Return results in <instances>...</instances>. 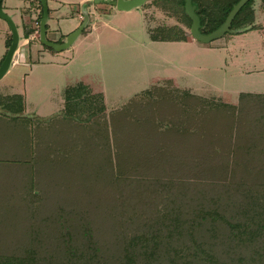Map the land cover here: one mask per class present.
I'll use <instances>...</instances> for the list:
<instances>
[{
  "label": "trees",
  "instance_id": "1",
  "mask_svg": "<svg viewBox=\"0 0 264 264\" xmlns=\"http://www.w3.org/2000/svg\"><path fill=\"white\" fill-rule=\"evenodd\" d=\"M26 1L39 10L38 28L42 7L37 0ZM238 1L191 0L200 33L219 27ZM153 4L178 14V23L148 29L151 38L184 41L191 23L184 0ZM254 5L248 0L231 21L233 32L219 39L259 28ZM259 7L264 12V0ZM33 32L26 28L24 36ZM10 42L8 34L6 48ZM160 88L151 85L109 113L100 93L89 94L66 101L59 114L44 118V133H37L35 151L29 153L44 163V188L34 173L25 210L2 218L15 238L0 244V264H220L217 254L224 241L250 249L257 243L264 264V198L245 178L264 179V161L256 163L264 159V134L250 118L239 117L248 99L264 105V95L240 93L234 105L185 90L173 96ZM0 98L17 104L13 109L0 105L11 119H31L18 115L20 95ZM220 156L225 161L218 165ZM194 175L203 176L190 183ZM205 185L215 189L209 197L201 190ZM229 208L234 209L226 217ZM49 236L53 242L41 248L38 239Z\"/></svg>",
  "mask_w": 264,
  "mask_h": 264
},
{
  "label": "rangeland",
  "instance_id": "2",
  "mask_svg": "<svg viewBox=\"0 0 264 264\" xmlns=\"http://www.w3.org/2000/svg\"><path fill=\"white\" fill-rule=\"evenodd\" d=\"M65 1L71 9L78 2ZM5 3L6 0H3L1 5L6 11ZM259 3L260 0H255V20L263 29L264 35V12L260 9ZM97 4L101 6V11L97 20L93 22V28L89 29L91 25L82 32L74 46V52H70L66 59L57 57L58 63L68 62L65 68L58 67L55 70L52 69L55 66L44 64V58L48 60L53 52L44 47V51L35 56L42 60V64H35L34 71H31L29 66L34 62L33 54L25 57L24 63L12 67V71L0 80V94L4 96L21 94L26 99L27 115H32L35 111L36 115L46 117L60 112L66 101L80 99L93 93L102 95L105 111L109 113L120 108L134 94L154 84L159 85L162 90H167L170 95L182 96V90L178 88V91L175 90L176 86L173 83L175 82L180 87L190 88L195 94L228 104H237L239 93L242 91L264 92V71H257L264 68V52L259 49L261 44L256 32L235 38V48L231 53L211 47L218 44L219 38L209 43L195 45L157 41L151 38L148 29L177 24L178 14L175 16L170 10H163L160 6L154 5L153 0H146L144 13L137 9L129 15L122 13L114 18L110 16L115 11L112 7H106L102 5L103 3ZM104 23L118 32L104 26ZM88 30L91 31L90 37L83 39ZM188 31V28H185V33L190 36ZM6 49L3 34L0 33V59ZM27 53L29 54L28 51ZM70 57H73L71 61ZM166 79L173 82L166 83ZM186 100L192 102L191 99ZM8 102L10 101L1 99L0 105L8 109H13L17 105ZM253 102L248 99V107L246 111H240L239 117L248 122L250 118L252 125L259 126V132L264 134V129L261 128V122L264 123L262 118L264 105L260 100ZM183 113L177 112L179 115ZM38 132L44 133V122L34 119L15 120L0 114V215L3 214L0 216V244L15 238V234L10 232L8 220L2 218L7 213L8 217L14 218L15 212L25 210L28 195L31 198L33 194L28 185L31 178L35 177L34 173H37L36 180L40 181L44 188L42 181L44 163L37 162L38 158L29 154L35 151ZM40 137L44 138V134ZM224 158L223 156L216 158L218 165L224 163ZM262 161L264 159L257 158L256 163L263 164ZM196 175L192 176L190 183L199 181L203 176ZM254 175L245 178L256 183L255 189L262 192L264 198V179ZM210 187L201 186L206 196L215 190ZM191 191L192 189L188 190V194ZM220 197L225 203V195ZM219 208L221 210V207ZM233 209L226 210L225 216L232 215L230 211ZM38 242L44 249L47 243L53 242V239L49 236L43 241L38 239ZM254 245L256 249H250L224 241L219 245L217 255L220 254L227 264L230 263L227 256L234 262L241 258L242 264H262L257 254L258 244ZM104 248L110 250V244L106 243ZM222 260L220 264H224Z\"/></svg>",
  "mask_w": 264,
  "mask_h": 264
},
{
  "label": "crops",
  "instance_id": "3",
  "mask_svg": "<svg viewBox=\"0 0 264 264\" xmlns=\"http://www.w3.org/2000/svg\"><path fill=\"white\" fill-rule=\"evenodd\" d=\"M2 1H1V3H2ZM93 1L94 0H78V2L75 4V7L71 9L68 6L69 4L65 3L66 2L65 0H46V4H47V8H48V17L46 20L45 36L49 37L48 38L49 41L56 42L60 38L63 41L65 39V37L70 32H72L73 30H75L79 26V24L81 22L79 14L81 13V7L83 5L85 6V9L89 14L91 13V11H95V13H96V15H94V16L93 15L89 16V27L91 25H92V27L91 28L88 27V28L92 29L93 28V22L95 20H97L98 13L101 11V6L99 4L93 3ZM107 1L108 0H101V2H99V3L100 4L103 3L102 5L110 8L111 6H109L107 4ZM5 4H6L5 5L6 11L3 8L2 9L5 13L10 15L12 20L14 21V23L17 27L18 34L20 36V40H19L17 52L15 53V55L13 57V65H11L9 67L8 71L5 73L4 76L8 75L12 71V67L16 66L19 63H24L25 57H27L28 55L31 56V54H33L32 56L34 57V60H33L34 62H32L33 64H31L29 67H30L31 71H34L33 67L35 66V64H42V60L39 59L38 57L36 58L35 56H36V54H40L41 52H43L44 46H45L42 43H40L37 39L38 28H37V23H36V17L38 16L39 10H38V8H36L35 3L31 4L29 1H26V0H6ZM112 8L115 11L110 16L115 18V17H118L119 14H122V13L127 14V15H129L130 13H134L133 11L137 10V9L141 10V12L144 13L145 6L141 5L139 7L130 9L128 11H118L114 7H112ZM26 9H28V10L30 9L29 10L30 12L25 13L24 11ZM135 13H136V11H135ZM256 24L258 25V23H256ZM104 26H107L110 29H112L113 31L118 32L115 28L107 25V23H104ZM26 28L34 29V32L29 34L28 36H24V31ZM88 31L89 32L87 33V35L85 34L83 36V39L86 37H90L89 34L91 31L90 30H88ZM249 32H256L257 37L259 39V42L261 44V46H259L260 47L259 49H261V51L264 52V35L262 33L263 29H261L260 26H259V28H256L253 30H248V31H245V32H242L239 34H232L227 38H221V39H219L220 41L218 42V44L216 43V44L212 45L211 47H216V49H224L227 52L231 53L235 48V38L244 37ZM0 33L3 34V41L5 42L6 36L8 34H10V31H9L8 25L2 19L0 20ZM81 35H82V33L77 37V39L74 41V43L71 45V47L67 50H64L61 52H55L50 48L53 52L50 55V58L48 60H46L44 58V60H43L44 64L55 66L52 68L55 70L58 69V67L59 68H65L67 66L68 62L58 63L57 57L60 56V57H64V59H66V57L69 56L68 54L70 52L73 53L74 49H75L74 46H75L76 42L80 39ZM92 40H93V38H92ZM170 42H182V43H186V44L189 43V44H194V45L200 43V42L194 40L191 36H188L187 33H186V39L184 41H170ZM27 51L29 52V54L27 53ZM5 52L3 53V55L5 54ZM35 59H36V61H35ZM72 59H73V57H70L69 61H71ZM37 66H41V65H36V67ZM55 70H54V73H55ZM261 70L264 71V68H261L257 71H261ZM3 77L0 80H2ZM171 81L173 82V80H171ZM173 83L175 84V86L177 88H179L181 90L189 91L190 93L195 94L190 90V88L180 87L175 82H173ZM240 93L264 95V92H243L242 91ZM13 95H20L22 97L21 94H13ZM196 95H198V94H196ZM1 96H4V95H1ZM7 96H10V95H7ZM202 97H204V96H202ZM238 98H239V96H238ZM26 106H27L26 105V99L23 98V110H22V113L18 114V115L21 117H30L31 119L36 117L37 119H39L38 121H42V122L44 121V118L59 114L63 108L62 107L60 112H58L56 114L43 117V116L36 115L35 111L32 115H27L26 114ZM0 108L4 111V112H0L1 115L6 116L7 118H10V119H11V117H13L12 113L10 111L4 109L1 106H0ZM6 112H8V114Z\"/></svg>",
  "mask_w": 264,
  "mask_h": 264
},
{
  "label": "water",
  "instance_id": "4",
  "mask_svg": "<svg viewBox=\"0 0 264 264\" xmlns=\"http://www.w3.org/2000/svg\"><path fill=\"white\" fill-rule=\"evenodd\" d=\"M0 0V18L6 22L8 25L10 35H11V42L6 49L5 55L0 62V79L5 75L8 71L9 67L13 65V57L17 52L20 36L17 31V27L12 20L11 16L5 13L2 9ZM41 7H42V16L39 20L38 30H37V39L40 43L45 45L46 47L51 48L55 52H61L67 50L71 47L77 37L82 33V31L86 28L87 24L89 23V13L86 11L85 6L81 7L82 13V20L79 26L70 32L65 39L61 43L49 41L46 36V20L48 17V8L46 4V0H37ZM248 0H239L235 3L231 10L228 12L227 16L225 17L224 21L221 23L219 27L211 31L207 34H202L199 31V18L195 13V7L192 5L191 0H184V13L188 16L191 20L189 33L191 37L200 42V43H209L210 41L222 37L225 33H232L233 31L230 30V24L238 12V10L247 2ZM101 2V0H94L93 3L97 4ZM146 0H108L107 4L111 7H114L118 11H128L130 9L139 7L143 5ZM0 112H4L0 108ZM8 114V112H6Z\"/></svg>",
  "mask_w": 264,
  "mask_h": 264
},
{
  "label": "built area",
  "instance_id": "5",
  "mask_svg": "<svg viewBox=\"0 0 264 264\" xmlns=\"http://www.w3.org/2000/svg\"><path fill=\"white\" fill-rule=\"evenodd\" d=\"M89 15H95V12L94 11H91V13ZM79 17H80V20H82V13L79 14Z\"/></svg>",
  "mask_w": 264,
  "mask_h": 264
},
{
  "label": "flooded vegetation",
  "instance_id": "6",
  "mask_svg": "<svg viewBox=\"0 0 264 264\" xmlns=\"http://www.w3.org/2000/svg\"><path fill=\"white\" fill-rule=\"evenodd\" d=\"M95 12V11H94ZM96 14V13H95ZM188 30H189V28H188ZM188 33H189V31H188ZM189 35H190V33H189ZM191 36V35H190Z\"/></svg>",
  "mask_w": 264,
  "mask_h": 264
}]
</instances>
